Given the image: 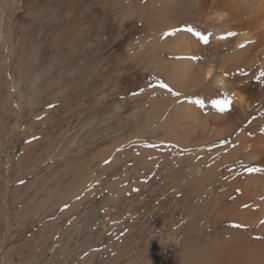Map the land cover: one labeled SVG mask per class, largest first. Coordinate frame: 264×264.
Returning a JSON list of instances; mask_svg holds the SVG:
<instances>
[{"label":"rangeland","instance_id":"1","mask_svg":"<svg viewBox=\"0 0 264 264\" xmlns=\"http://www.w3.org/2000/svg\"><path fill=\"white\" fill-rule=\"evenodd\" d=\"M110 1L0 0V264H186L184 171L229 138L182 139Z\"/></svg>","mask_w":264,"mask_h":264},{"label":"bare ground","instance_id":"2","mask_svg":"<svg viewBox=\"0 0 264 264\" xmlns=\"http://www.w3.org/2000/svg\"><path fill=\"white\" fill-rule=\"evenodd\" d=\"M110 2L127 9L124 18L138 25V66L177 93L169 96L168 119L182 139L197 137L200 144L229 138L218 165L184 171L188 203L195 199L188 209L186 264H264V0ZM185 27L209 35V43L184 31L162 38ZM228 32L236 35L217 38ZM194 93L203 107L182 99ZM225 95L232 103L220 114L211 102ZM249 167L259 170L248 173Z\"/></svg>","mask_w":264,"mask_h":264},{"label":"snow or ice","instance_id":"3","mask_svg":"<svg viewBox=\"0 0 264 264\" xmlns=\"http://www.w3.org/2000/svg\"><path fill=\"white\" fill-rule=\"evenodd\" d=\"M179 31H184L186 33H189L191 34V37L195 38L199 43H202V44H205L207 45L209 43V35L207 34H203L201 33L200 31H197L195 30L194 28H191V27H185L184 29H172L168 32H165L163 34V37L162 38H167V37H170V36H175L177 34V32ZM236 35V33L234 32H228L226 36H219L217 37L218 39H226L228 37H231V36H234ZM241 47H243V45H240ZM176 59H189L188 57H176ZM260 76L261 77H264V72H261L260 73ZM159 88L161 89H166L167 91L171 92L172 95H177V93L175 91H173L167 84L161 82L159 83L158 85ZM194 104L196 105H199L201 107H203V101L202 100H199V99H196L193 101ZM212 107L220 114H224L226 113L229 108H230V105L232 103L231 99L225 95L223 98L221 99H213L212 100ZM259 169H256V168H252V167H249L247 169V172L248 173H252V172H255V171H258ZM262 224H264V221H261Z\"/></svg>","mask_w":264,"mask_h":264}]
</instances>
